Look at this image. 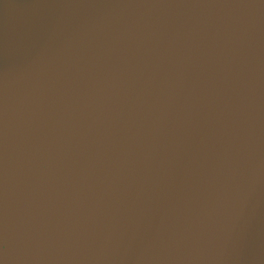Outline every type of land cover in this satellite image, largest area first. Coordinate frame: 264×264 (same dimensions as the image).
<instances>
[{
  "label": "water",
  "instance_id": "water-1",
  "mask_svg": "<svg viewBox=\"0 0 264 264\" xmlns=\"http://www.w3.org/2000/svg\"><path fill=\"white\" fill-rule=\"evenodd\" d=\"M0 264H264V0H0Z\"/></svg>",
  "mask_w": 264,
  "mask_h": 264
}]
</instances>
